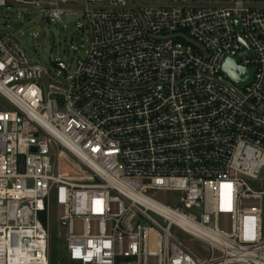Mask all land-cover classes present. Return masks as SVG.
<instances>
[{
    "label": "built area",
    "instance_id": "obj_1",
    "mask_svg": "<svg viewBox=\"0 0 264 264\" xmlns=\"http://www.w3.org/2000/svg\"><path fill=\"white\" fill-rule=\"evenodd\" d=\"M143 1L84 0V55L50 68L0 29V264H50L53 209L68 262L264 264V0ZM70 2L0 7L52 22ZM56 147L88 181L53 171Z\"/></svg>",
    "mask_w": 264,
    "mask_h": 264
},
{
    "label": "rangeland",
    "instance_id": "obj_2",
    "mask_svg": "<svg viewBox=\"0 0 264 264\" xmlns=\"http://www.w3.org/2000/svg\"><path fill=\"white\" fill-rule=\"evenodd\" d=\"M141 4L143 0H134ZM84 0H71L67 5L71 12L54 19L50 24L43 19L39 9L31 5L10 4L9 8L0 7V29L8 33H22L25 39L22 44L33 60L45 67H51V61H69L72 57L78 58L84 52L74 53L78 43L87 44L88 29L85 18L82 16ZM7 100L0 95V108H9ZM52 167L55 173H67L79 182L89 180L90 171L83 162L72 153L54 148L52 151ZM260 177L264 179V169ZM162 193L154 197L158 200L172 204ZM50 245L53 256L52 264H78L74 262H63L66 250L65 233L62 224L56 217V209H53L50 222ZM173 232L202 256H208L207 244L201 240L190 239L186 234L173 228ZM51 264V262H50Z\"/></svg>",
    "mask_w": 264,
    "mask_h": 264
},
{
    "label": "water",
    "instance_id": "obj_3",
    "mask_svg": "<svg viewBox=\"0 0 264 264\" xmlns=\"http://www.w3.org/2000/svg\"><path fill=\"white\" fill-rule=\"evenodd\" d=\"M44 20H46L48 24L51 23L48 17H44ZM242 55L243 54H239L235 58L228 59L224 64V70L234 82L239 85H246L252 80L254 70L252 68H245L246 72L240 73L238 71L239 65L237 64V60L241 58Z\"/></svg>",
    "mask_w": 264,
    "mask_h": 264
},
{
    "label": "trees",
    "instance_id": "obj_4",
    "mask_svg": "<svg viewBox=\"0 0 264 264\" xmlns=\"http://www.w3.org/2000/svg\"><path fill=\"white\" fill-rule=\"evenodd\" d=\"M42 219H43V221L46 223L45 218L42 217ZM52 261H53V256H52V254H51V245H50V262H51V264H52ZM63 262H65V263L68 262V261H67V258H66V255H65V257L63 258Z\"/></svg>",
    "mask_w": 264,
    "mask_h": 264
},
{
    "label": "clouds",
    "instance_id": "obj_5",
    "mask_svg": "<svg viewBox=\"0 0 264 264\" xmlns=\"http://www.w3.org/2000/svg\"><path fill=\"white\" fill-rule=\"evenodd\" d=\"M238 71H239L240 73H243V72H246V69L243 68L242 66H239V67H238Z\"/></svg>",
    "mask_w": 264,
    "mask_h": 264
}]
</instances>
